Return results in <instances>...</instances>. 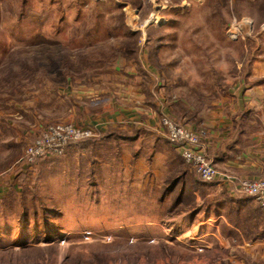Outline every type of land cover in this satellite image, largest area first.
I'll use <instances>...</instances> for the list:
<instances>
[{"label":"rangeland","instance_id":"374dc122","mask_svg":"<svg viewBox=\"0 0 264 264\" xmlns=\"http://www.w3.org/2000/svg\"><path fill=\"white\" fill-rule=\"evenodd\" d=\"M262 35L264 0H0V177L17 174L0 197V264H264L259 247L225 250L197 222L178 226L201 181L168 141L158 148L172 158L167 174L140 155L148 139L121 142L122 129L28 168L23 160L45 126L72 123L54 119L72 116L74 100L102 114L145 70L165 100L214 106L248 73ZM256 206L253 217L225 216L227 228L263 230Z\"/></svg>","mask_w":264,"mask_h":264},{"label":"crops","instance_id":"0c3cea01","mask_svg":"<svg viewBox=\"0 0 264 264\" xmlns=\"http://www.w3.org/2000/svg\"><path fill=\"white\" fill-rule=\"evenodd\" d=\"M255 45L256 52L251 54L252 63L248 73L243 78H239L229 90L227 97L220 102L211 103L215 104L214 106L204 105L199 108L182 102L179 106L178 101L174 98L170 100L164 94L165 100L161 95L162 87L158 82L156 71H153V75L150 70H145L140 75L144 80L139 82L138 86L131 82L123 87L126 94L123 105L108 103L105 105V111L98 114L76 99L71 107L72 111L70 110L72 116L62 115L54 120L67 119L78 128L95 127L93 130L95 136L81 142H92V139L98 137L105 129L117 131L122 129L125 132L123 136H116L122 140L121 142L131 143L137 139H148L152 151L140 155L144 157L149 155L148 168L163 174H167L169 167L172 166V158H169V154L164 150L158 149L162 141H167L160 127V118L166 116L176 123L189 122L191 128L196 129L200 126L207 131L205 154L220 174L237 179L264 180V35L256 38ZM149 79H154L153 85L148 82ZM88 90V87H77L76 91L80 94ZM153 93L154 99L151 97ZM149 98L152 100L150 101ZM72 145L74 144L67 147L63 155L71 151ZM165 150L176 153V150L168 144ZM57 157L41 159L50 160ZM141 159L142 157L138 165L139 169L143 170L145 167ZM15 175L16 172L13 176L0 177V197L10 189V186L13 187ZM179 176H173V181L171 180L167 188L171 187L172 191L179 188L181 183L176 181ZM218 181L198 182L201 199L196 189L195 206L187 213L185 219H179L178 226L181 227L184 220L192 224L197 222V227L203 230L204 237L217 241L219 247L225 250L233 248L247 251L258 247L264 250V229L243 230L237 226L227 228L225 219L230 213L235 218L241 217L246 212L252 216L258 211L256 203L249 197L234 195L237 193L234 184ZM197 234L198 228L192 234L191 240H194L193 237ZM182 235L181 233L180 236Z\"/></svg>","mask_w":264,"mask_h":264},{"label":"built area","instance_id":"2783aa9c","mask_svg":"<svg viewBox=\"0 0 264 264\" xmlns=\"http://www.w3.org/2000/svg\"><path fill=\"white\" fill-rule=\"evenodd\" d=\"M235 36L236 34L231 38L235 39ZM160 125L168 143L175 148L201 182L213 183L219 180V183L234 184L236 192L251 198L256 205L264 208V181L240 179L234 182L232 178L220 174L205 154L204 131L176 125L168 117H162ZM94 136V131L77 128L72 123L47 125L41 134L25 148L24 164L28 168L38 159L62 156L69 145Z\"/></svg>","mask_w":264,"mask_h":264},{"label":"trees","instance_id":"16d2710c","mask_svg":"<svg viewBox=\"0 0 264 264\" xmlns=\"http://www.w3.org/2000/svg\"><path fill=\"white\" fill-rule=\"evenodd\" d=\"M169 188H170V187H169ZM168 190H169V189H168ZM179 193H183V190L181 189ZM163 197H164V195H162V198H163ZM24 248H25L26 250H33V248H32V247H29V246H25ZM24 248H23V249H24Z\"/></svg>","mask_w":264,"mask_h":264}]
</instances>
